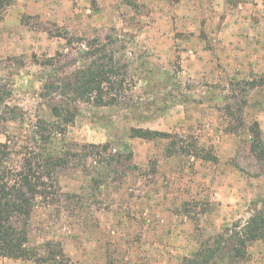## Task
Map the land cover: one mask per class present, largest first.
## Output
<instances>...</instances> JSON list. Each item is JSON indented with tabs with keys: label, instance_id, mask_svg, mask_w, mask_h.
Instances as JSON below:
<instances>
[{
	"label": "rangeland",
	"instance_id": "374dc122",
	"mask_svg": "<svg viewBox=\"0 0 264 264\" xmlns=\"http://www.w3.org/2000/svg\"><path fill=\"white\" fill-rule=\"evenodd\" d=\"M103 44L128 67L126 102L70 104L46 88ZM0 83L11 90L0 142L10 141L12 164L33 147L38 118L62 124L67 108L75 113L38 149L69 158L30 217L40 256L53 244L66 264H183L264 202V159L249 130L258 122L264 142V0H14L0 14ZM134 128L173 138L132 137ZM179 139L216 159L182 152L171 145ZM107 143V162L98 149L66 154ZM222 264H264V241Z\"/></svg>",
	"mask_w": 264,
	"mask_h": 264
},
{
	"label": "trees",
	"instance_id": "16d2710c",
	"mask_svg": "<svg viewBox=\"0 0 264 264\" xmlns=\"http://www.w3.org/2000/svg\"><path fill=\"white\" fill-rule=\"evenodd\" d=\"M14 0H0V14ZM92 42L101 43L98 39ZM109 45L103 44L93 51L88 50L90 64L80 67L71 77L62 80L61 84H51L46 88L59 91L61 97L70 104L77 102L93 103L96 106H114L128 99L129 78L128 67L117 60L114 54L106 50ZM250 84H254L250 82ZM11 94L5 83H0V106L4 105ZM242 104H247L243 101ZM241 106V105H240ZM75 118L72 109L64 113V123H50L38 118L33 127V147L26 146L19 151L21 161L16 165L10 163L12 149L10 141L0 142V256L13 260H34L38 264H66L63 252L55 249L53 244L47 245V255L40 256L29 246L28 225L32 212L40 197H47L54 187L53 172L57 168L67 166L69 158L66 155L53 156L40 153L38 149L46 145L56 132H63ZM249 130L252 135L254 149L264 159V142L258 122H254ZM132 137L146 140L172 139L173 135L166 132L132 129ZM182 152L204 160L216 159L213 154L204 153L196 145L185 146L181 139L171 142ZM110 144L89 145L86 153L67 152L72 157L94 156L93 149L100 150L98 155L102 162L108 161L103 155L109 150ZM189 147V148H186ZM122 154L113 153L112 159L121 158ZM259 241H264V202L253 203L250 216L238 220L222 232L204 240L197 251L186 257L183 264H222L229 259L242 258L248 253L249 247ZM53 247V248H52Z\"/></svg>",
	"mask_w": 264,
	"mask_h": 264
}]
</instances>
